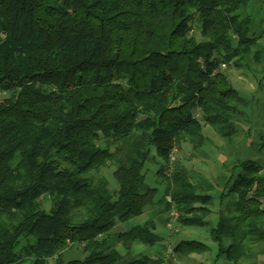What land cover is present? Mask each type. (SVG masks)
I'll use <instances>...</instances> for the list:
<instances>
[{
    "label": "trees",
    "instance_id": "obj_1",
    "mask_svg": "<svg viewBox=\"0 0 264 264\" xmlns=\"http://www.w3.org/2000/svg\"><path fill=\"white\" fill-rule=\"evenodd\" d=\"M249 3L0 0V264H163L132 248L160 243L155 219L167 213L206 229L226 264L264 243V134L221 181L218 201L230 202L214 226L210 189L168 171L174 148L205 146L202 123L229 145L241 131L245 103L220 65L264 63V2L262 31ZM157 159L160 197L145 181ZM109 167L115 190L89 177ZM76 243L86 256L63 263ZM208 251L184 240L172 254Z\"/></svg>",
    "mask_w": 264,
    "mask_h": 264
},
{
    "label": "rangeland",
    "instance_id": "obj_2",
    "mask_svg": "<svg viewBox=\"0 0 264 264\" xmlns=\"http://www.w3.org/2000/svg\"><path fill=\"white\" fill-rule=\"evenodd\" d=\"M262 2L264 0H250L246 9L247 15L252 18L254 27L260 28L261 31L263 30L261 25L263 19ZM260 42L264 43V36L259 40ZM248 64L250 65L249 69H236L230 66L220 67L245 103L240 108L244 114V120L239 125L241 131L234 142L231 145L227 144L210 127L202 123L203 135L207 140L202 150L193 151L189 144H182L181 150H176L174 153V160L169 161V172L175 168L182 169L191 182L203 184L204 187L210 189L208 194L212 195L215 200L212 214L208 218L211 226L216 225L219 211H224L230 202L228 197L221 204L218 201L223 187L221 181L229 177L231 165L236 158L242 156L243 148L250 152L249 159L256 158L255 149H250L249 146L257 141L259 135L264 134V63L256 66L248 59L246 65L248 66ZM69 81L71 82V79ZM4 98H8V94L0 93V99ZM195 116L200 120L198 114ZM251 150L253 151L251 152ZM161 166L162 162L157 159L156 164H147L145 169L146 184L158 190V197L163 193V186L158 183L159 179L156 176V171ZM113 170V167L105 168L99 173H91L89 177L92 179L104 177L107 179L110 189L115 190L117 187L112 179ZM235 172H240V169H236ZM40 202L43 209L48 212L50 209L49 199L43 197ZM145 216L147 213L137 218L135 222L146 221ZM175 217L174 213H167L164 215L165 221L162 226L155 222V232L163 238L160 243L153 247L140 248L137 251L132 248L133 253H145L152 258H161L163 264H226L217 258V246L210 241L206 229L181 228L176 223ZM120 227V225L116 227L115 231ZM184 240L202 242L209 247V251L200 255H190L185 259H178L173 256L172 249ZM112 242L115 247L120 248L117 241ZM60 255L63 263L71 260H82L86 256L83 253V247L77 243L63 249ZM246 257L247 259L239 264H261L264 262V243L251 244ZM53 262V260L49 261L50 264Z\"/></svg>",
    "mask_w": 264,
    "mask_h": 264
},
{
    "label": "crops",
    "instance_id": "obj_3",
    "mask_svg": "<svg viewBox=\"0 0 264 264\" xmlns=\"http://www.w3.org/2000/svg\"><path fill=\"white\" fill-rule=\"evenodd\" d=\"M165 215V214H164ZM164 215H162V216H160V217H157L156 219H155V222H156V224H159V225H163L164 224ZM146 218H147V216H145ZM145 222V221H144ZM144 222H139L140 224L141 223H144ZM121 226L117 231H115V228L116 227H118V226ZM129 227V223H127V224H123V225H121V224H117L116 226H115V228H114V230H113V233L114 234H118V233H121V232H124L125 230H127V228ZM158 235V234H157ZM162 238V237H161ZM163 239V238H162ZM133 248H134V250H139L140 248H144V247H142V246H140L139 244H135L134 246H133ZM145 254V253H144ZM150 257V256H149Z\"/></svg>",
    "mask_w": 264,
    "mask_h": 264
},
{
    "label": "built area",
    "instance_id": "obj_4",
    "mask_svg": "<svg viewBox=\"0 0 264 264\" xmlns=\"http://www.w3.org/2000/svg\"><path fill=\"white\" fill-rule=\"evenodd\" d=\"M225 65L224 64H222V65H220V67H224ZM176 152V149L174 148L172 151H171V153H170V156H169V161H173L174 160V153Z\"/></svg>",
    "mask_w": 264,
    "mask_h": 264
}]
</instances>
